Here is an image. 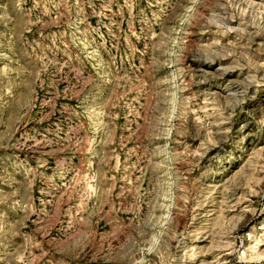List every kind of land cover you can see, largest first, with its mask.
I'll use <instances>...</instances> for the list:
<instances>
[{
	"label": "rangeland",
	"instance_id": "1",
	"mask_svg": "<svg viewBox=\"0 0 264 264\" xmlns=\"http://www.w3.org/2000/svg\"><path fill=\"white\" fill-rule=\"evenodd\" d=\"M0 264H264V0H0Z\"/></svg>",
	"mask_w": 264,
	"mask_h": 264
}]
</instances>
